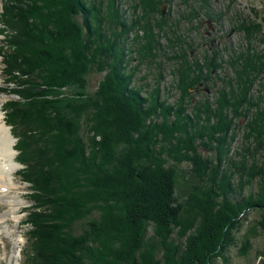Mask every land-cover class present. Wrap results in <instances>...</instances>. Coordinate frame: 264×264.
I'll use <instances>...</instances> for the list:
<instances>
[{"label": "trees", "instance_id": "trees-1", "mask_svg": "<svg viewBox=\"0 0 264 264\" xmlns=\"http://www.w3.org/2000/svg\"><path fill=\"white\" fill-rule=\"evenodd\" d=\"M161 2L130 0L127 19L120 0L2 1V69L21 97L3 109L17 137L20 177L36 200L22 264H231L227 250L248 208L258 213L248 231L264 229V94L250 104L254 112L247 107L258 60L238 54L239 88L194 99L191 90L208 76L201 72L219 65L216 52L189 57L191 41L176 32L167 45L180 51L166 55L158 34L177 20L154 17ZM185 6L183 17L198 15ZM130 8L138 11L130 15ZM158 55L174 63L179 95L170 103L156 85L142 93L143 84L131 83L145 61L155 79L162 76ZM90 71L101 76L89 92ZM242 111L250 113L245 151L259 161L248 172L228 161L222 170L228 132ZM255 178L258 188L243 195ZM246 230L242 255L250 246Z\"/></svg>", "mask_w": 264, "mask_h": 264}, {"label": "rangeland", "instance_id": "rangeland-1", "mask_svg": "<svg viewBox=\"0 0 264 264\" xmlns=\"http://www.w3.org/2000/svg\"><path fill=\"white\" fill-rule=\"evenodd\" d=\"M2 1L0 0V10ZM128 3L129 0H120V9H123V16L127 19H129ZM185 4L197 9L198 15L189 19L183 17L186 15L185 11L187 9ZM205 9L210 15H205ZM160 15L163 16L166 24L171 23L173 19L177 20L174 26L169 24V27H165L164 31L158 34L159 43L162 49L165 48L166 52L164 53L166 55L180 51V48L175 50L173 43L172 49L167 45V42H169L167 38L172 37L176 32L184 34V38L191 41L193 49L190 50L189 57H197L201 61V55L203 53L207 55V52L209 53L213 49L216 52L213 60L219 63V65L215 69H210L209 73L201 72L205 76L208 74V76L205 78V82L201 83L200 87L198 86L199 89L191 90V95L194 99L201 100L207 97L210 101L217 95L219 89L225 90L228 86H232L231 88L236 91V88H239L236 86L237 80L235 78L236 70L239 69L237 68L238 66H235V63H239V60H241V58L238 60V54H246L248 52L247 54L254 56L259 64L264 60V0H162L160 10L155 13L154 17L158 18ZM136 32L140 34V30ZM3 37L4 33L0 32V47L3 46V49H5ZM132 58L133 60L129 64L136 63L134 53H132ZM156 59L160 61L162 73L160 78L155 79L157 77L155 66L145 61L146 64L144 62L141 63L138 65L137 70L134 71L131 83L134 85H137L136 83L143 84L142 93H145L147 89H153L156 85L159 88V98H163L166 102L170 103L179 95V91L173 86L176 76L169 71L172 68L170 64L174 63L171 60L169 61L167 56L158 55ZM241 61L243 62V60ZM259 64L257 68L259 70L261 69V72L251 84L249 90L250 96L247 95V107L249 109L254 104L253 101L261 103L260 94H264V68H261L262 65ZM221 74L222 77H217V75ZM100 76L101 72L97 71L87 73V91L90 92L93 90ZM7 80H11L12 82H7ZM13 84V80L7 74V69H2L0 56V109L2 113L4 112L3 104L6 100L21 98L20 96L17 97L11 90ZM203 87H206L207 90ZM197 90H200V92H197ZM255 109L257 107L253 108L252 106L250 113L254 112ZM187 112L191 111L188 109ZM242 112H246V116L244 115L242 117L238 115L234 118L235 126L230 128L228 132V134L233 133V136L229 140V148L226 156L221 158L220 168L222 170L228 164H226V161H228L233 167H241V169L243 168V170L248 172L253 161H259L258 156H255L254 159L245 151L246 146L249 147L250 145L246 139L247 128H245L244 123L250 113L248 114V111ZM229 114H231L230 111ZM254 116L255 114L251 117ZM3 119V122L9 128L10 134L15 135L11 125L7 122L6 113H3ZM202 122L203 120H200L199 123L201 124ZM15 144L16 141L14 139L13 147L16 149ZM13 157L16 167L11 175V179L14 182L12 191L17 192L20 203L14 209L13 216L6 215L7 217H0V264H22V247L25 242L26 222L28 221L26 220V216L31 209L35 208L34 203L36 202L31 196V193L34 191L33 188L27 185L26 182L21 181L19 170L22 169L23 165L19 164L17 150H15ZM21 165L22 167L20 168ZM236 179L234 177L233 184L234 182L236 183ZM256 182L257 178L252 181L251 185H245L241 189L242 194L246 195L247 192L256 190L259 186V181L258 183ZM8 208L9 206L0 200V216L4 215ZM247 211L246 221L235 232L236 243L229 246L227 254L231 264H264V229L261 231L259 230L260 228L256 227L258 232L255 235H252L249 232L250 230L248 231L249 225L258 219V213L251 209V207ZM245 230L250 236V246L246 254L242 255L237 252V249ZM212 264L223 263L219 258H215Z\"/></svg>", "mask_w": 264, "mask_h": 264}, {"label": "bare ground", "instance_id": "bare-ground-1", "mask_svg": "<svg viewBox=\"0 0 264 264\" xmlns=\"http://www.w3.org/2000/svg\"><path fill=\"white\" fill-rule=\"evenodd\" d=\"M8 126L3 122V113L0 109V200L4 201L9 208L6 215L13 216L14 209L18 207L20 198L17 192H13L14 182L11 175L15 170L13 141ZM7 217V216H6Z\"/></svg>", "mask_w": 264, "mask_h": 264}, {"label": "flooded vegetation", "instance_id": "flooded-vegetation-1", "mask_svg": "<svg viewBox=\"0 0 264 264\" xmlns=\"http://www.w3.org/2000/svg\"><path fill=\"white\" fill-rule=\"evenodd\" d=\"M129 2H130V0H129ZM128 5H129V3H128ZM121 10H123V9H121ZM135 12V10H134V8H130V15H133V13ZM212 70V69H211ZM201 83H204V81L203 80H200V81H198L197 82V84H198V86L200 87V84ZM205 90H207V88L206 87H203Z\"/></svg>", "mask_w": 264, "mask_h": 264}]
</instances>
